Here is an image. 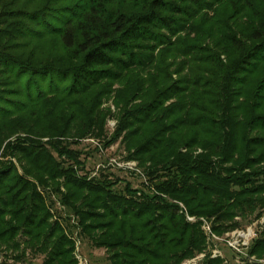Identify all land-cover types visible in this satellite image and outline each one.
Instances as JSON below:
<instances>
[{
    "label": "trees",
    "instance_id": "1",
    "mask_svg": "<svg viewBox=\"0 0 264 264\" xmlns=\"http://www.w3.org/2000/svg\"><path fill=\"white\" fill-rule=\"evenodd\" d=\"M223 1L48 0L42 7L46 11L17 10L20 17L28 13L34 22L33 27L28 23L18 27L21 38L54 36L73 50L79 62L62 68L34 55L23 59L0 53V73L13 77L14 90L21 96L9 102L21 104L17 116L26 112L35 121L68 113L80 104L73 96L89 93L105 81H119L127 71L149 68L156 52L176 45V36ZM242 4V11L252 13L254 19L246 29L223 23L221 40L227 58L208 56L219 71L217 80L200 83L196 79L191 84L206 87L207 102L215 104V110L205 105L201 93L192 91L189 96L182 79L161 88L137 109L141 126H158L147 139L143 127L131 134L143 141L137 154L151 163L146 174L162 177L152 183L157 193L134 187L130 181L123 187L122 181H111L109 191L98 186L93 190L92 184L82 185L81 178L68 182V188L74 189L71 193L62 195L57 189L63 204L78 218L74 226L80 227L78 236L93 247H105L111 264H177L202 248L203 233L185 221L168 198L183 201L192 215L215 218L226 228L240 227L264 214V6L260 9L254 0ZM251 77L256 111L242 129L243 121L230 113L239 109L236 100L242 93L230 86L244 87ZM180 101L184 103L179 105ZM13 110L14 106H0V117L10 118ZM182 142L191 150L187 154L180 150ZM198 147L206 154L194 156L192 151ZM19 151L31 153L26 147ZM4 168H0V228L9 226L1 234L8 232L12 238L22 229L30 238L23 256L28 250L46 255L42 264H78L74 241L62 226L55 223L47 229L44 197L31 191L25 178L11 174L15 167ZM10 219L21 224L10 225ZM251 241L249 253L264 256V230ZM218 263L213 259L206 264Z\"/></svg>",
    "mask_w": 264,
    "mask_h": 264
},
{
    "label": "rangeland",
    "instance_id": "2",
    "mask_svg": "<svg viewBox=\"0 0 264 264\" xmlns=\"http://www.w3.org/2000/svg\"><path fill=\"white\" fill-rule=\"evenodd\" d=\"M47 1L0 0V53L6 51L23 59L34 55L36 59H43L55 66L71 67L79 60L74 56L73 50L67 49L58 38L51 35L39 38L37 34L29 38L20 36L18 27L23 23L33 27L34 22L28 15L40 9L46 11L42 7L48 5ZM242 1L224 0L215 10L205 12L202 19L194 21L193 26L174 38L176 45L156 52V61L149 68L127 71L119 81H105L89 93L73 96L79 99L80 106L69 109L68 113L60 112L57 116L40 118V121H35L26 112L17 116L16 112L20 110L21 104L9 102L21 97L14 90L17 85L11 82L13 77L0 73V106L8 109L14 106L10 118L0 117L3 123L0 125V168L15 167L14 172L9 170L11 174L25 178L31 183L30 190L44 197L49 212L47 229L55 223L62 226L64 233L74 241V254L78 264H111L107 259L111 254L105 247H93L89 241L78 236L80 227L74 228L78 218L63 204L57 189L62 195L71 193L74 189L68 188V182L81 178L80 183L92 184L93 190H97L98 186L109 191L111 181H122V187L130 181L134 187H144L153 194L157 193L152 183L159 182L162 177L152 178L146 174V168L151 163L143 162L137 154L143 141L138 136L135 138L131 135L132 131L139 132L143 127L137 118L140 115L137 109L153 99L161 88L182 79V84L190 89L189 96L192 91L196 95L201 93L205 105L215 110L216 105L207 102L209 98L206 87L195 88L191 84H196V79L200 83H205L208 79L217 80L215 73L219 71L209 57L210 54H220L222 59L227 58L223 54L224 44L221 40L225 28L223 23L228 21L237 29H246L253 22L252 13L242 11ZM254 1L257 7L263 8L262 0ZM62 4L64 2L60 5ZM20 9L29 14L26 12V17H20L15 13ZM19 43L24 44L20 47ZM254 82V77H251L244 87L230 86L232 91L242 93L236 100L239 109L230 111L233 118L243 121L242 129L256 111V101L252 97ZM67 85L68 83L65 87ZM212 100L219 102L216 98L210 101ZM182 102L184 103L180 101L179 105ZM156 129L158 126L145 124L143 130L147 131L146 139ZM19 147H26L31 151L30 155L22 154ZM180 150L185 154L191 151L184 142ZM192 152L194 156L206 154L200 147ZM140 194L142 193L139 192L138 195ZM168 199L179 207L178 211L185 221L197 225L204 236L202 248L177 264H206L213 259H217L218 264H264V256L249 253L252 241L247 248L240 247V251L229 245L230 242L238 247L241 244L243 246L248 239L240 237V233L247 229L253 231L249 235L252 236L250 240L262 233L264 214L240 227L226 228L219 226L215 218L192 215L183 201ZM236 220L240 221L241 218ZM11 224L21 223L10 219ZM8 226L0 228V264H42L46 255H35L28 250L23 256L22 250L30 238L22 229L18 232L16 230L17 234L12 238L8 232L1 234ZM15 245L19 248L13 247Z\"/></svg>",
    "mask_w": 264,
    "mask_h": 264
},
{
    "label": "built area",
    "instance_id": "3",
    "mask_svg": "<svg viewBox=\"0 0 264 264\" xmlns=\"http://www.w3.org/2000/svg\"><path fill=\"white\" fill-rule=\"evenodd\" d=\"M251 230H252V229H249V230L247 229L246 231H243V233H240V237H242V238H247V239H248V241H246V243H243V246H241V245H242V244H241V245L238 247L237 245H233V244L230 243V242H229V245H230L231 247H233L234 249L239 250V251L241 250L240 247L243 248V249L247 248V247L249 246V244H250V241H251L250 239H251V237H252V236L249 237V235L251 234V232H253V231H251Z\"/></svg>",
    "mask_w": 264,
    "mask_h": 264
}]
</instances>
